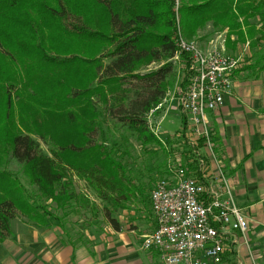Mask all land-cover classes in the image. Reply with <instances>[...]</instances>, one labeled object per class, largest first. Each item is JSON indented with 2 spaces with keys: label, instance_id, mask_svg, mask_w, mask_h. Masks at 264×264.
<instances>
[{
  "label": "trees",
  "instance_id": "obj_1",
  "mask_svg": "<svg viewBox=\"0 0 264 264\" xmlns=\"http://www.w3.org/2000/svg\"><path fill=\"white\" fill-rule=\"evenodd\" d=\"M239 1L0 0V242L19 213L46 228L56 207L68 230V209L93 205L75 191L73 176L111 204L95 211L120 229L113 214L128 209L139 186L119 158L111 122L142 148L162 146L148 115L166 98L179 25L188 38L210 23L238 32L246 16ZM152 63L159 67L143 72ZM129 78L140 83L132 95ZM12 157L38 200L9 168Z\"/></svg>",
  "mask_w": 264,
  "mask_h": 264
},
{
  "label": "crops",
  "instance_id": "obj_2",
  "mask_svg": "<svg viewBox=\"0 0 264 264\" xmlns=\"http://www.w3.org/2000/svg\"><path fill=\"white\" fill-rule=\"evenodd\" d=\"M239 3L246 14L240 16L241 28L218 34L227 37L224 47L228 54L243 53L246 60L235 71L233 90L224 104L206 112L208 135L194 133L196 126L182 112L183 136L191 144H183V165L213 191L232 197L249 219L246 233H227L224 264H264V0ZM158 138L162 146L154 144L150 149L163 152L167 159L154 161L152 169L156 168L157 175L152 188L149 190V184L137 187L134 202L119 218L115 216L120 229L105 219V230L78 239L70 237L59 222L53 231L41 232L26 225L21 238H10L12 231L0 242V264H163L156 250L142 247L145 235L157 228L151 192L161 176L174 174V151L160 135ZM149 210L150 217L144 215Z\"/></svg>",
  "mask_w": 264,
  "mask_h": 264
},
{
  "label": "built area",
  "instance_id": "obj_3",
  "mask_svg": "<svg viewBox=\"0 0 264 264\" xmlns=\"http://www.w3.org/2000/svg\"><path fill=\"white\" fill-rule=\"evenodd\" d=\"M177 43L178 53L190 58L191 74L180 99L181 111L195 126H201L200 134L208 135L206 112L222 106L232 93L233 76L242 57L231 56L217 42L201 49L181 34ZM173 172V176L160 179L151 192L157 228L145 235L142 247L156 250L163 264H224L227 233H246L248 217L232 197L213 191L192 177L186 167L181 165Z\"/></svg>",
  "mask_w": 264,
  "mask_h": 264
},
{
  "label": "rangeland",
  "instance_id": "obj_4",
  "mask_svg": "<svg viewBox=\"0 0 264 264\" xmlns=\"http://www.w3.org/2000/svg\"><path fill=\"white\" fill-rule=\"evenodd\" d=\"M177 2H179V0H177ZM177 21L178 23L180 21L179 14L177 15ZM219 31L220 30H215L212 26V23H210L206 27L200 29L197 36L193 38H188L184 36L180 25L178 28L179 35L181 34V36L188 41H195L201 47V49L204 50L209 49V47L214 42L226 46L227 37L225 36L224 33L218 34L220 33ZM201 34L203 36L200 39L199 36ZM185 55L186 56H184V53L180 52L175 57L174 71L169 78L167 94H166V98L162 102L163 104L162 107L155 112H150L148 115L151 129L154 132L157 131V134L160 135L164 141L168 142L169 146L174 151L175 159H172V169L174 171L181 165L184 166L183 153L186 152L182 150L183 144H185V146L187 147H190L191 145V144L189 145L188 143L190 139L188 137L183 136L185 116L182 113L180 107L181 96L186 91V87L188 86L191 77L190 69H189L190 58L188 54L185 53ZM239 56L242 57L241 60L242 62L241 65H242L246 60V56L243 53L240 54ZM233 57H237V56H233ZM106 62H109V59H107ZM240 66L238 68H240ZM158 67H159L158 63H152L151 65L145 67L143 72H149L151 70H155ZM134 82L135 81L133 79L129 78L125 84L126 90L128 92L130 90V95L133 94L132 90H134L135 85L138 86L139 83V82L138 83H134ZM99 107L100 109L104 108L102 103L99 104ZM111 125H110L111 129L113 130V132H115L113 136L117 137L119 139L118 143H120L119 158H121L124 161V164L129 169L130 173L128 174L133 178V181L136 183L137 186L147 187V184H149L148 188L150 190L152 188L153 180L157 175V172H154L156 168L154 167V169H152V165L154 161H156L157 164L160 162V159L162 160V158L164 157L166 160L167 157L161 151H157V154L159 155V157H157L156 152L150 149L151 145H148L147 148H142L141 144L139 143V141H137L135 136L129 137L127 132L124 131V129L120 130L119 128L115 127L112 122ZM200 130H201V126H196L193 132L194 133L196 132L197 135L198 134L201 135L199 133ZM168 132H171V134L167 135L166 133ZM94 138L98 139V135L94 136ZM41 144L42 147L45 149V151L50 152L49 146L47 144H45L42 141ZM125 149L127 150L128 156H126L124 153ZM192 155H196V154L192 153ZM9 168L12 171L18 173V175H20L28 191H30L31 195L35 198V200H38L39 196L37 195V188L31 184L26 174L23 173L24 171L22 169V164H20L17 160H15L12 157L11 162L9 164ZM161 177L165 178L164 176ZM72 180L75 184L74 187L75 191L78 194H81L82 196L83 195L86 196L85 198L90 202V204L93 205L90 207V209L87 208L81 209L80 205L79 206L76 205L73 211H71V209H68L69 211L67 212L66 215L67 217L65 218L66 219L65 221L67 223V227L69 228L68 230L70 233V237L78 238V239L88 238L86 236V233L91 235L93 234L92 232L95 230L101 232L106 228L105 216L102 213L99 212L96 213L95 211L96 206L100 210H103L106 207L112 209V206L111 204H108L103 200H101L100 198H98L96 193L86 186L85 184L86 181L84 179L78 178V176L77 177L73 176ZM41 202L49 209L56 206V204L53 203L52 199L49 200L44 199L41 200ZM52 211L54 212V216L56 218L60 216V213L56 211V207H54ZM151 213H152L151 210H149L147 213L144 212V215L150 217ZM121 214H124L123 210L115 212L113 215L119 218ZM56 218L49 219V226H47L46 228H39L34 226L32 223H30L27 217L19 213L17 217L12 221L13 234L10 238H21V235L25 233L24 231L26 225H28L30 228H35L41 232L49 229L53 231V229L56 227V223L59 222ZM82 240L85 241L86 239H82Z\"/></svg>",
  "mask_w": 264,
  "mask_h": 264
}]
</instances>
